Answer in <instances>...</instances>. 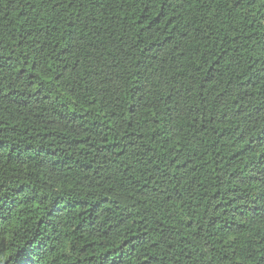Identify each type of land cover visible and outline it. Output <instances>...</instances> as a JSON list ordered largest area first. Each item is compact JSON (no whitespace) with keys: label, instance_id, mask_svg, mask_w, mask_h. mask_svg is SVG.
<instances>
[{"label":"trees","instance_id":"trees-1","mask_svg":"<svg viewBox=\"0 0 264 264\" xmlns=\"http://www.w3.org/2000/svg\"><path fill=\"white\" fill-rule=\"evenodd\" d=\"M0 264H264V0H0Z\"/></svg>","mask_w":264,"mask_h":264}]
</instances>
